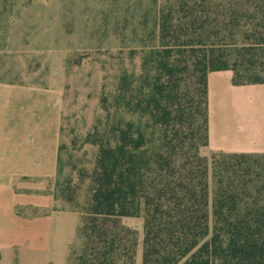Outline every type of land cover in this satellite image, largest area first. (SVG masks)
<instances>
[{
  "label": "trees",
  "instance_id": "16d2710c",
  "mask_svg": "<svg viewBox=\"0 0 264 264\" xmlns=\"http://www.w3.org/2000/svg\"><path fill=\"white\" fill-rule=\"evenodd\" d=\"M153 3L141 72L123 71L104 105L109 127L87 137L99 151L89 197L70 209L82 215L81 246L67 264H136L138 231L126 217L144 219L142 264H264V154L201 153L208 75L231 70L234 85L264 83L255 62L264 0Z\"/></svg>",
  "mask_w": 264,
  "mask_h": 264
},
{
  "label": "rangeland",
  "instance_id": "374dc122",
  "mask_svg": "<svg viewBox=\"0 0 264 264\" xmlns=\"http://www.w3.org/2000/svg\"><path fill=\"white\" fill-rule=\"evenodd\" d=\"M155 18L153 0H0V81L37 86L57 101L62 97L59 169L52 186L64 208L89 197L99 147L87 137L109 127L104 105L111 104L123 71L141 72ZM255 58L264 76V55ZM201 153L214 155L206 148ZM80 246L77 241L74 249Z\"/></svg>",
  "mask_w": 264,
  "mask_h": 264
},
{
  "label": "crops",
  "instance_id": "0c3cea01",
  "mask_svg": "<svg viewBox=\"0 0 264 264\" xmlns=\"http://www.w3.org/2000/svg\"><path fill=\"white\" fill-rule=\"evenodd\" d=\"M233 77L208 75V155L264 154V83L234 85ZM62 127L61 96L0 81V264H67L82 215L62 207L52 186ZM123 223L138 231L142 264L144 219Z\"/></svg>",
  "mask_w": 264,
  "mask_h": 264
}]
</instances>
